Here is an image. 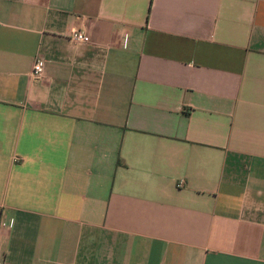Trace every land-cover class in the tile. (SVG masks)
<instances>
[{
  "label": "crops",
  "instance_id": "crops-1",
  "mask_svg": "<svg viewBox=\"0 0 264 264\" xmlns=\"http://www.w3.org/2000/svg\"><path fill=\"white\" fill-rule=\"evenodd\" d=\"M0 264H264V0H0Z\"/></svg>",
  "mask_w": 264,
  "mask_h": 264
},
{
  "label": "built area",
  "instance_id": "built-area-1",
  "mask_svg": "<svg viewBox=\"0 0 264 264\" xmlns=\"http://www.w3.org/2000/svg\"><path fill=\"white\" fill-rule=\"evenodd\" d=\"M69 39L76 44H89L91 43V38L84 32L73 30L69 33ZM45 62L43 59H37L33 66L32 76L35 79H43L44 77V67Z\"/></svg>",
  "mask_w": 264,
  "mask_h": 264
}]
</instances>
